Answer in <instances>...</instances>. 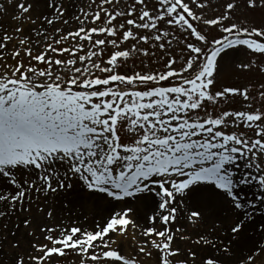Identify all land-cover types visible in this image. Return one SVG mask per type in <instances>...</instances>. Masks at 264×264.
I'll return each instance as SVG.
<instances>
[{
    "label": "snow or ice",
    "instance_id": "6c2138e0",
    "mask_svg": "<svg viewBox=\"0 0 264 264\" xmlns=\"http://www.w3.org/2000/svg\"><path fill=\"white\" fill-rule=\"evenodd\" d=\"M119 4L0 0V217L24 231L0 264H264V82L218 84L264 57V0ZM58 198L98 219L53 222Z\"/></svg>",
    "mask_w": 264,
    "mask_h": 264
},
{
    "label": "rangeland",
    "instance_id": "374dc122",
    "mask_svg": "<svg viewBox=\"0 0 264 264\" xmlns=\"http://www.w3.org/2000/svg\"><path fill=\"white\" fill-rule=\"evenodd\" d=\"M155 0H148L149 5L153 4ZM212 4L215 5L218 0H211ZM89 3V0H65V4L67 5V13L72 14L75 13L77 9L81 7H87ZM131 0H120L119 6L121 8H124L126 5L130 4ZM216 12V9L210 8L207 10V15L211 16ZM245 15H249L251 19H254L256 23H260L262 20V17L259 14H256L254 17L251 16V14L245 13ZM119 19V18H118ZM15 22L12 21L8 17H0V24L8 25V24H14ZM91 26V25H89ZM27 28L28 25H25ZM66 27H74V24L70 22V24ZM200 27L203 29L204 32L210 33L211 36L217 35V32L214 30H210L209 28L203 26L202 24ZM186 35V34H185ZM128 42H125V45L127 46ZM142 46V45H141ZM173 48H175L174 55L177 57L178 60H182L184 53L182 51V44L180 46H177L175 44L172 45ZM168 49H165L164 51H157V55L150 58H143L136 60V65L138 68H142L143 65H141L140 60H143V64L149 65V67L153 68H159L160 65L163 63V60H158V57H163V59H167ZM249 59H252L255 61L257 66H259L261 60H264V57L259 56H253L251 53H245L244 51H238L235 53H230L228 57L225 58V61L222 64V69L220 76L218 78V84L219 86H243L247 85L251 82L255 87H259L262 82H264V74L260 73L256 68L251 70H244L235 67L237 63L246 62ZM129 67H131V62L129 63ZM2 70V69H0ZM123 70V69H122ZM146 70V69H145ZM239 98H237L238 100ZM259 103V102H257ZM235 106V105H233ZM223 107V106H222ZM255 191V189H253ZM249 196L251 193L248 194ZM68 199L73 200V196H68ZM2 207V206H0ZM53 212H54V221L53 222H59L60 220H63L64 224H70L72 220H75L78 224H83L85 226H91L98 217L94 216V207L93 205L89 204L87 207L82 208L79 206V204H68L65 206L63 199H56V202H52ZM16 214H12L9 217H0V236L8 235L9 238H11L10 233L12 231H16L17 237L23 239L24 238V231H23V225L21 224V227L19 230L14 228V225L17 223H20V219L18 217L17 220H15ZM178 219L180 223H183V218H180L178 214ZM7 225V230L4 228V225ZM135 247V246H133ZM129 252H132V248L127 249ZM62 264H73V257L71 254H69Z\"/></svg>",
    "mask_w": 264,
    "mask_h": 264
},
{
    "label": "bare ground",
    "instance_id": "6f19581e",
    "mask_svg": "<svg viewBox=\"0 0 264 264\" xmlns=\"http://www.w3.org/2000/svg\"><path fill=\"white\" fill-rule=\"evenodd\" d=\"M53 202H56V200L55 201H53ZM14 214V213H13ZM16 216V218H15V220H17L18 219V216L17 215H15ZM180 218H182V217H180Z\"/></svg>",
    "mask_w": 264,
    "mask_h": 264
}]
</instances>
